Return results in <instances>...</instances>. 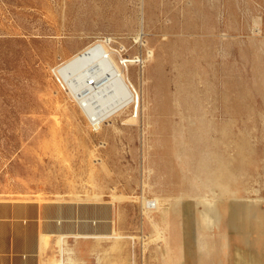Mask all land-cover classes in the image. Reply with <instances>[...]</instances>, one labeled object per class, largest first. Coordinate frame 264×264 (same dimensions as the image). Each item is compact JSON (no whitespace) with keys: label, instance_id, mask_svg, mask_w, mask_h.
<instances>
[{"label":"rangeland","instance_id":"obj_1","mask_svg":"<svg viewBox=\"0 0 264 264\" xmlns=\"http://www.w3.org/2000/svg\"><path fill=\"white\" fill-rule=\"evenodd\" d=\"M107 39L121 66L141 53L145 61L144 44L154 57L144 82L130 67L137 116L131 107L95 132L54 70ZM211 170L227 184L237 177L240 202L264 210V0H0V198L58 201L79 229L114 219L136 237L120 249L144 255L155 227L142 197L177 198L178 173L197 183ZM196 214L187 198L178 221L186 264H198ZM222 229L233 252L217 264L264 260L240 221L226 214Z\"/></svg>","mask_w":264,"mask_h":264},{"label":"crops","instance_id":"obj_2","mask_svg":"<svg viewBox=\"0 0 264 264\" xmlns=\"http://www.w3.org/2000/svg\"><path fill=\"white\" fill-rule=\"evenodd\" d=\"M173 168L167 165L168 171L176 175ZM177 177L181 188L177 198L159 194L152 199L142 197V210L144 198L158 202L156 211L144 213L143 210V219L155 227L154 233L146 235L148 240L143 242L144 255L120 249L130 243L135 247L136 237L115 227L114 219H110V227L106 229L96 228L95 222L85 223L86 228L79 229L75 218L62 216L58 201L38 197L0 198V264H186L187 254L178 221L184 201L191 197L195 199L197 209L198 264H215L220 252L231 256L233 243L222 229L226 214H230L232 221H240L245 236L257 234L255 245L264 256V210L240 202L242 199L235 191L237 177L229 184L217 170L200 173L197 183L186 180L188 176L184 171ZM201 190L211 195L194 194ZM101 198L97 194L91 200L101 201ZM114 199L122 200L123 197L115 196ZM226 203L230 204L227 209L224 208ZM228 209H231L230 213ZM93 213L99 216L105 211L97 207ZM159 216H164L162 222ZM214 231L220 233L221 245L213 237ZM261 257H243L240 264H264ZM139 258L144 259L139 261Z\"/></svg>","mask_w":264,"mask_h":264},{"label":"bare ground","instance_id":"obj_3","mask_svg":"<svg viewBox=\"0 0 264 264\" xmlns=\"http://www.w3.org/2000/svg\"><path fill=\"white\" fill-rule=\"evenodd\" d=\"M141 37L142 34L138 38ZM110 45L111 39L96 42L54 70L60 82L77 100L89 122L99 123V130L104 124L129 111L131 107L134 108L133 115L136 113L137 116L138 110L135 106L139 104L140 96L130 79V67L141 68V71L138 70L139 80L144 82L143 65L145 61H151L154 57L153 51L144 44L147 53L145 61L141 53L140 57L126 59L121 66ZM143 200L144 213L157 210L156 200Z\"/></svg>","mask_w":264,"mask_h":264},{"label":"built area","instance_id":"obj_4","mask_svg":"<svg viewBox=\"0 0 264 264\" xmlns=\"http://www.w3.org/2000/svg\"><path fill=\"white\" fill-rule=\"evenodd\" d=\"M92 81V80H91ZM90 81V82H91ZM91 127H92V130L95 131V132H98L99 131V128H100V125L99 123L93 121L92 124L90 123Z\"/></svg>","mask_w":264,"mask_h":264}]
</instances>
